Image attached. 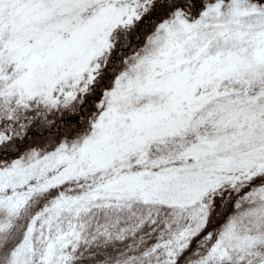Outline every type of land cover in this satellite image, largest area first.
Returning a JSON list of instances; mask_svg holds the SVG:
<instances>
[{"label":"snow or ice","instance_id":"1","mask_svg":"<svg viewBox=\"0 0 264 264\" xmlns=\"http://www.w3.org/2000/svg\"><path fill=\"white\" fill-rule=\"evenodd\" d=\"M0 264H264V0H0Z\"/></svg>","mask_w":264,"mask_h":264}]
</instances>
